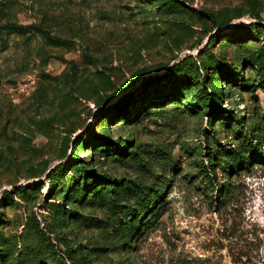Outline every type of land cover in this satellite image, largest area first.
Segmentation results:
<instances>
[{
    "label": "rangeland",
    "instance_id": "374dc122",
    "mask_svg": "<svg viewBox=\"0 0 264 264\" xmlns=\"http://www.w3.org/2000/svg\"><path fill=\"white\" fill-rule=\"evenodd\" d=\"M172 1L0 0V264H264V0ZM189 55L235 71L211 110Z\"/></svg>",
    "mask_w": 264,
    "mask_h": 264
},
{
    "label": "trees",
    "instance_id": "16d2710c",
    "mask_svg": "<svg viewBox=\"0 0 264 264\" xmlns=\"http://www.w3.org/2000/svg\"><path fill=\"white\" fill-rule=\"evenodd\" d=\"M157 2L160 3V5H162L163 7H167L169 10H176V5L174 4V2L172 0H157ZM178 10V9H177ZM210 17V16H209ZM239 17V16H238ZM211 20V24L213 27H220L222 24H227L230 22V20L225 21L224 23H222L221 25L217 24L215 22V20L210 17ZM37 31L43 32L41 27H35ZM235 31L236 29L238 30V32H231L233 33H237L236 37L237 38H243L245 35L251 34L252 30H258L259 27L258 26H254L251 24H237V26H235L233 28ZM256 34V33H255ZM248 39V37H245ZM213 39H215V41L218 39V36H214ZM241 39H237L236 41H227V42H238ZM200 50L198 51L197 55L200 54ZM259 52V53H258ZM258 52L256 53L257 55L254 57V60H252V58H249V63L253 64L254 66H257L258 70L260 67V81L262 84V88L264 89V68L261 66L262 61H259V55H261V50L258 49ZM208 53V52H207ZM207 60H210V56H208L207 54ZM259 66V67H258ZM174 72L176 73L175 76H177L178 80L183 83V85L185 84V86H183L181 88L180 93L181 94H186V91L189 89V86L191 85H198V82L202 84V86L208 82L209 86H208V90L207 92L205 91L206 89L201 88V89H197V92L199 93L198 96V101L196 102V104L201 108H215L216 106L213 104L214 100L216 98H218V94L215 90H217L218 88V93L222 94L221 91V86H220V82L219 80H224V83H226V80H228V78H230L231 76L235 75V71H230L227 73H223V70L220 68V66L218 65V63L216 62L215 59H213V61H203L202 59H193L191 57V55L189 56H184L182 59H180L176 64L170 66L169 68H167V70L165 71V74L168 76L169 73ZM155 78V76L150 77V79ZM208 95V96H207ZM128 93H126L124 95V97H128ZM204 100H203V99ZM122 104H125V101H122ZM120 107H117V110ZM210 109V110H211ZM101 114V118H104L107 114V110L103 111V109L100 110L99 112ZM116 149L115 152L116 154L120 155L125 153V147H122L120 145V143H116L115 144ZM127 146V145H126ZM91 150V149H90ZM61 173V168L58 167L53 173L52 175H57ZM87 177L92 178L91 179V183L93 182V184H98V183H103L106 184L109 182H112L111 177L108 174H94V171L89 170L86 174ZM26 189L25 187L21 188L20 190ZM102 187L99 188V193H101ZM112 190V189H111ZM69 189H67L64 194V200H67V197L70 198L72 201H75L78 198V194H80L79 190L76 189V191L72 192L71 195L69 196ZM105 192V191H104ZM110 192H113L110 191ZM104 194H101L99 198H102ZM146 205H144V207L142 208H138L136 210V213L133 214L131 213L130 217L131 219L129 220V222L127 221V223L125 222L124 226L125 229L130 232L133 233L134 229H136V227L139 225L138 222H136V216H140L141 215V210H143L145 208ZM56 210L57 212L60 214V216H64L65 215V210L62 209V207H60V204H58L56 206ZM133 214V215H132ZM17 248L16 245V241L12 240V238L10 237H4L1 233H0V255L5 258L3 261L6 262L9 258H11L13 256V254L15 253V250ZM19 256L16 255V257Z\"/></svg>",
    "mask_w": 264,
    "mask_h": 264
}]
</instances>
